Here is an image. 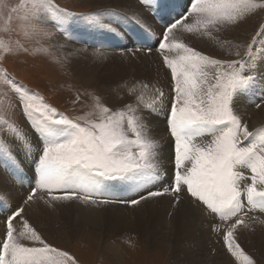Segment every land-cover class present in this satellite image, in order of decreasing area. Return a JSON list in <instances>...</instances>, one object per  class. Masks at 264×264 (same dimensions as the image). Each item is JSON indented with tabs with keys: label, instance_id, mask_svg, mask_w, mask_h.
<instances>
[{
	"label": "snow or ice",
	"instance_id": "1",
	"mask_svg": "<svg viewBox=\"0 0 264 264\" xmlns=\"http://www.w3.org/2000/svg\"><path fill=\"white\" fill-rule=\"evenodd\" d=\"M139 2V11L103 9L77 16L53 0H24L21 30L48 39L58 31L71 39L74 32L79 34L75 26L82 24L129 40L130 46L117 45L113 55L135 58L137 53L150 56L155 50L170 74L166 131L172 139L171 169L164 166L162 146L153 134V115L166 100L161 88L154 87L151 102L145 104L137 85L124 81L118 87L126 89L131 101L114 108L93 96L86 116L70 118L0 69V91L15 89L16 107L28 125L0 118V168L21 188L28 186L14 207L0 202L4 226L0 264H76L74 257L50 244L26 218V206L38 201L52 208L72 201L84 206L135 207L171 196L176 208L182 193L207 217L231 221L223 235L227 252L244 264H257L237 241L238 232L253 224L264 226V219L250 215L264 213V127L250 130L240 105L247 102L264 109V55L257 58L249 43L233 59L214 58L191 47L180 34L219 39L242 25L249 13L264 10V3ZM124 23L133 26L135 40L124 31ZM13 54L9 47L0 59ZM142 87L149 85L142 83ZM21 223L23 231L18 232ZM212 230L219 233L220 225Z\"/></svg>",
	"mask_w": 264,
	"mask_h": 264
},
{
	"label": "bare ground",
	"instance_id": "2",
	"mask_svg": "<svg viewBox=\"0 0 264 264\" xmlns=\"http://www.w3.org/2000/svg\"><path fill=\"white\" fill-rule=\"evenodd\" d=\"M84 2L92 4L91 13L103 9L125 13L142 10V6L137 0H86ZM144 15L147 16L148 13L145 11ZM122 26L124 31L135 40L133 26L130 23H124ZM263 26L264 11L255 10L248 14V18L242 25L225 32L219 39L186 33L180 35L184 42L191 47L210 54L214 58L233 59L235 52L243 51V46L249 43L252 44L253 51L259 58L264 55V31L257 39L256 36L259 29L264 30ZM75 27L79 34L74 32L71 39H66L64 36L59 37L52 44L56 45L58 52H64L71 59L74 67L81 71L88 82L96 78L97 83L104 87L106 101L110 107L119 108L131 101L132 97L125 94L126 89L118 87L124 81L129 85H137V90L143 94L145 104L151 102L154 87H159L166 93V100L163 105L158 106L152 123L153 134L162 146L160 157L164 166L168 168V154L170 151L173 152L172 139L166 131L167 124H163L161 121H166V113L171 105L170 74L169 70L163 66L159 54L154 50L150 56H145L141 52L137 53L135 58L127 54L113 55L117 45H130L129 40L118 35L112 36L93 29H86L82 24H77ZM237 45L240 47L238 48ZM142 83H147L149 87H142ZM117 92H119V96ZM240 110L243 119L249 124L250 130L264 127V109H256L252 104L244 102L240 105ZM27 190L28 187L17 186L12 175L4 168H0V198H2L0 202L14 207ZM164 203V200L154 198L135 206L127 214L121 213L123 212L121 210L115 212V209H111L112 207L109 205L97 209L95 206H84L78 201H73L72 205L64 202L58 203L56 207L52 208L45 205L43 201H38L31 207L26 206V218L47 241L50 236L60 233L58 228H63L66 232L62 236H66V234L80 235L85 231L84 229H90L89 232L87 230L89 234L103 235L104 242L96 241L99 245L93 243L94 241L91 242L96 247L99 246L102 256L114 264L117 262L121 264L125 260L122 259L125 256L121 254V246L112 243V241L108 242V237L124 230L140 234L149 248L172 246L175 249L173 258L175 264H206L208 261L206 262L205 258L210 255L220 260L216 259L215 263L213 260V264H231L224 250H221L224 247L225 224H230L231 221L222 222L209 218L193 202V209L196 211V216H194L181 203L180 210L177 209L175 213L173 212L172 222L174 225L168 229L170 231L166 234L168 230L164 231L162 222L168 221V212ZM167 204L170 205L171 201L167 200ZM167 209L169 210V208ZM164 211H166V216H162L160 213ZM250 215L264 219V215L257 211ZM213 225H220L219 233L212 230ZM45 226H47V230H45ZM17 228L18 232L23 231L22 223L17 225ZM3 232L4 226L0 222V234ZM237 242L247 251L252 252L253 247L264 254V226L253 224L251 228L238 232Z\"/></svg>",
	"mask_w": 264,
	"mask_h": 264
},
{
	"label": "rangeland",
	"instance_id": "3",
	"mask_svg": "<svg viewBox=\"0 0 264 264\" xmlns=\"http://www.w3.org/2000/svg\"><path fill=\"white\" fill-rule=\"evenodd\" d=\"M84 1L86 0H53L54 4L60 9L73 12L77 14V16L92 12V4ZM137 1L139 2V0ZM23 2L24 0H0V57L5 55L9 47L12 48L14 53L7 59H0V69H6L19 84L39 94L45 103L55 108L57 112L69 116L70 118L86 116L87 113L92 110L93 96H100L107 103L104 87L97 83L96 78L90 80L92 83L90 81L88 82L81 74V71L74 67L71 59L68 58L64 52H58L56 50V45L52 44L57 41V38L63 36L60 32L53 31L52 38L48 39L31 35L21 30L25 15V10L22 7ZM257 2L264 3V0H257ZM10 28L13 29V31L9 32L8 30ZM258 32L262 33V30L259 29ZM260 36L261 34L257 35L256 39ZM154 56L156 58V54ZM2 75L3 74L0 73V79H2ZM78 95L80 97L79 100H77ZM18 102L19 97L15 94V89L0 91V118L9 120L10 122L11 120H17L27 128V123L20 114L19 108L16 107ZM107 104L110 106L109 103ZM161 123L166 124V121L162 120ZM205 139H207V137H205ZM172 155L173 152L170 151L167 160L169 163L168 169L172 167ZM15 184L20 186L18 183ZM24 187L28 186L25 184ZM155 199L165 201L164 204L169 217L167 216L168 221L162 223L164 224V231L166 232V230L173 227L174 222H172V219L174 218L176 210H180V205L174 209L170 207L172 206L171 196H163ZM167 200L171 201L170 205L167 204ZM66 203L72 205L71 202ZM181 203L183 204H181L182 206H185L196 216V211L193 209L194 203L191 202L189 198L185 197L183 193L181 194ZM103 206L104 205L95 207L100 209ZM109 206L112 207L111 209H115V212L121 210L123 211L121 213L125 212L127 214L134 208L126 204H109ZM59 208L62 209L61 206ZM167 208H169V210ZM166 211L160 212L161 215L166 216ZM169 212L172 214L171 217ZM255 212L256 211L252 213ZM257 212L261 213L259 211ZM262 215L264 214L262 213ZM47 229V226H45V230ZM58 230L60 233H56L54 236H48L50 238H48V242L50 241L49 243L54 247L68 252L74 257L76 264H114L111 260L102 256L99 246L96 247V245L93 244H97L96 241H99V243L104 242L105 237L103 235L99 233L89 234L87 230L89 232L90 229H84L85 231L80 234L81 236L78 234L73 236L66 234V237L62 236L63 233H66L63 228H58ZM169 231L170 230H168L166 234H168ZM94 235L95 238H93ZM91 241L94 242L92 243ZM110 241L121 246V254L125 256L122 258L125 260H123L121 264H175L173 259L175 257V249H173L172 246L149 248L146 246L141 235L131 230H124L117 234L110 235L108 237V242ZM224 248L225 246L222 247L221 250H224L231 264H244L242 259L237 260L232 257L227 252L226 248ZM252 249L254 250H252V252L245 249L244 251L248 255H251L257 261V264H264V254L259 250L258 252L256 248L252 247ZM216 259L220 261L217 257ZM216 259L215 256L211 255L205 258L206 262H209H207L208 264H213V260L215 263L217 261ZM116 264H118V262Z\"/></svg>",
	"mask_w": 264,
	"mask_h": 264
}]
</instances>
